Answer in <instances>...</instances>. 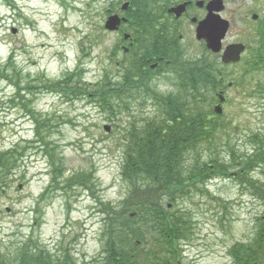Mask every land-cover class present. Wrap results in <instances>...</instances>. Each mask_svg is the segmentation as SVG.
Masks as SVG:
<instances>
[{
	"label": "rangeland",
	"instance_id": "obj_1",
	"mask_svg": "<svg viewBox=\"0 0 264 264\" xmlns=\"http://www.w3.org/2000/svg\"><path fill=\"white\" fill-rule=\"evenodd\" d=\"M120 2L0 0V68L12 72L17 67L21 75L13 78L15 83L22 77L18 86L0 77V155L16 151L18 159L16 168L2 178L11 186L0 192V254L11 262L17 247L31 240L52 251L68 245L81 264L105 256L104 220L112 213L103 212L104 205L119 208L129 196L122 177L126 130L134 121L156 117L162 108L158 110L147 98L141 108L143 92L127 93L138 98L130 112L122 111L120 102L109 110L98 100L77 98L70 88L69 94L61 91L66 84L57 90L52 84L79 69L81 86L99 91L110 83L111 95L124 92L126 73L137 69L135 63L144 49L134 47L131 55H135L126 57L125 63L124 53L114 45L120 42L105 30L108 13ZM158 70L148 79L155 92L177 93L170 83L156 79L162 73V68ZM243 70L244 66L232 68L233 80L240 83ZM150 71L148 67L146 72ZM262 79L264 74L243 89L228 91L233 105L216 120L228 130L220 131L204 151L205 162L216 158L229 164L230 149L250 155L258 144L253 139L263 144L264 99L251 95ZM238 92L240 98L235 97ZM59 168L67 170V178L84 173L85 181L93 179L90 192L77 187L73 193L64 178L60 182L67 192L57 189L52 177ZM253 176L264 184V165ZM91 185H95L92 190ZM247 187L233 178L218 177L205 187L209 194L204 188L191 189V195L179 203L175 209L191 214L190 222L195 224L193 240L182 243V264H232L230 249L255 237L264 201Z\"/></svg>",
	"mask_w": 264,
	"mask_h": 264
},
{
	"label": "trees",
	"instance_id": "obj_2",
	"mask_svg": "<svg viewBox=\"0 0 264 264\" xmlns=\"http://www.w3.org/2000/svg\"><path fill=\"white\" fill-rule=\"evenodd\" d=\"M127 1L130 2L129 18L132 26L146 29L143 33L150 36L148 50L157 48L160 37L156 29L163 18L162 0ZM140 33L137 32L138 35ZM144 44L139 42V47ZM164 60L171 62L169 58ZM139 61L135 63L136 70L126 73L122 87L124 92L117 91L115 96L109 91L110 83L104 85L105 90L99 88V91L98 87L81 86L82 81L77 78L81 76L79 69L68 73L58 83H51L53 90L66 84L61 91L69 94L70 88L77 98L85 97L92 102L98 100L102 107L109 110H114V105L120 102L121 110L130 112L133 102L138 101L134 95L143 92L146 96L141 98V108L145 107L146 98L152 100L158 110L162 108L157 110L159 115L156 117L142 119L139 122L141 125L134 121L126 130L122 177L129 185V196L120 205L119 213V208L100 202L104 205L103 212L112 214L104 220L105 256L90 264H182L181 244L192 236L193 223L190 221L193 219L191 214L175 208L191 195V189L202 192L200 189L204 188L202 190L208 193L205 187L215 178H233L242 185L246 184L264 201V184L253 176L264 165V143L258 144L256 151L250 155H238L230 149L229 164H220L216 158H211L210 163L205 162L204 151L212 146L223 129L217 123L208 122L210 112L201 106L206 99L192 97L188 82L181 85L179 93L155 92L144 74L146 58H140ZM174 66V62L168 65L169 68ZM17 70V67L12 72L11 69L0 68V77L18 86L22 77L17 78L16 83L13 80L21 75ZM202 75H205L204 71ZM127 93L134 95L129 96ZM16 154V151H11L0 155V171L6 172L16 167ZM193 157L196 158L191 161ZM211 163L213 166H210ZM232 170H235L233 174ZM66 173L67 170L63 168L53 171L52 183L57 189L67 192L64 183L60 182L64 178L73 193L77 187L84 191L86 187V191L90 192L93 179L85 181L84 173L67 178ZM94 188L95 185H91V190ZM257 223V233L251 241L237 243L230 249L232 264H264V216ZM32 243L28 241L17 247L13 263L7 256L0 254V264H80L68 245L62 244L52 251L42 248L37 241L34 245Z\"/></svg>",
	"mask_w": 264,
	"mask_h": 264
},
{
	"label": "flooded vegetation",
	"instance_id": "obj_3",
	"mask_svg": "<svg viewBox=\"0 0 264 264\" xmlns=\"http://www.w3.org/2000/svg\"><path fill=\"white\" fill-rule=\"evenodd\" d=\"M163 18L159 21L160 45L155 48L160 53V60L169 58L174 61L173 70L162 68L156 79L167 81L172 78L174 90L179 91L183 83H190L193 96L213 95L217 101L212 109L219 105V97H224V112L230 104L227 93L232 89H243L245 84L264 74V0H162ZM180 15L173 10H179ZM178 16V17H177ZM123 18L128 20L127 13ZM205 23L203 35L199 39V29ZM118 28L114 34L119 44H114L117 52L132 57V50L137 38L135 30L127 25ZM229 49L236 51L224 57ZM148 52V51H147ZM237 58V59H236ZM124 64V62H123ZM169 64L166 62L165 65ZM121 66L122 64L119 63ZM159 63H150L151 71L145 72L146 80L158 69ZM244 66L242 80H233L232 68ZM202 71L205 75H202ZM189 72V74L187 73ZM209 73V74H208ZM245 77L247 80H245ZM263 78V77H262ZM138 79V77H137ZM228 82V84H227ZM254 96L264 99V79L255 83ZM200 89V90H198ZM240 92L235 95L240 98ZM212 119V117L210 118ZM0 175V192L12 183ZM23 184L18 186L22 191ZM12 214L11 209H7Z\"/></svg>",
	"mask_w": 264,
	"mask_h": 264
},
{
	"label": "water",
	"instance_id": "obj_4",
	"mask_svg": "<svg viewBox=\"0 0 264 264\" xmlns=\"http://www.w3.org/2000/svg\"><path fill=\"white\" fill-rule=\"evenodd\" d=\"M127 7H128V5H125L124 6V10L125 9H127ZM181 11V9L180 10H178V12H177V14L179 13ZM179 15V14H178ZM120 19L117 17V16H114V17H111L110 19H109V21L107 22V24H106V29L107 30H109V31H115V30H117V28H118V26L120 25ZM204 30H205V24L203 23L201 26H200V29H199V33L200 34H203L204 33ZM200 37L201 38H204V36L202 35H200ZM227 55H230V53L228 52L227 54H226V56ZM107 130H109L108 128H106Z\"/></svg>",
	"mask_w": 264,
	"mask_h": 264
}]
</instances>
